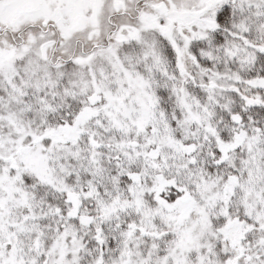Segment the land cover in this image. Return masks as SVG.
<instances>
[{"label":"snow or ice","instance_id":"6c2138e0","mask_svg":"<svg viewBox=\"0 0 264 264\" xmlns=\"http://www.w3.org/2000/svg\"><path fill=\"white\" fill-rule=\"evenodd\" d=\"M0 264H264V0H0Z\"/></svg>","mask_w":264,"mask_h":264}]
</instances>
